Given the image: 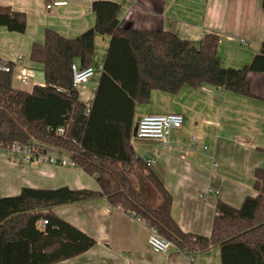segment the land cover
<instances>
[{"label":"trees","instance_id":"1","mask_svg":"<svg viewBox=\"0 0 264 264\" xmlns=\"http://www.w3.org/2000/svg\"><path fill=\"white\" fill-rule=\"evenodd\" d=\"M91 10L94 26L76 38L47 29L43 42L32 45L30 61L41 66L43 85L30 92L14 88L13 65L0 59V67L11 68L0 70V148L36 143L66 153L73 168L93 177L99 188L23 187L16 196L0 198V264H56L91 249L95 241L52 210L98 198L140 218L181 252L196 255L217 247L221 264H264V169L254 172V196L239 208L218 201L210 236H196L174 221L171 195L132 146L135 107L147 104L152 91L175 95L183 86L205 85L248 96V74L264 73V43L249 65L224 68L215 34L195 43L170 32L123 29L120 5L110 1H94ZM0 27L24 34L26 15L0 6ZM96 35L110 42L86 104L72 87L71 66L93 67Z\"/></svg>","mask_w":264,"mask_h":264},{"label":"crops","instance_id":"2","mask_svg":"<svg viewBox=\"0 0 264 264\" xmlns=\"http://www.w3.org/2000/svg\"><path fill=\"white\" fill-rule=\"evenodd\" d=\"M94 1L120 5L118 20L123 29L170 32L195 43L206 34L217 35V57L224 68L249 65L264 43L263 0H68L67 6L49 11L46 0H0V6L24 13L27 20L24 34L0 27V59L12 63L13 82L23 67L31 69V80L35 79L30 50L34 43L43 42L45 30L73 39L92 28ZM109 42L108 36H95L94 68L104 63ZM100 75L101 71L95 72L78 90L80 101H92ZM247 81L248 96L205 85L183 86L175 95L152 91L147 104L135 107V123L150 114L183 118L167 146L158 141L132 146L137 157L155 159L150 170L171 195L172 218L184 233L210 236L218 201L239 208L247 196L255 195L254 172L264 169V73L251 72ZM43 83H32V88ZM192 137L196 138L194 146L190 145ZM67 168L0 158V198L16 196L23 187L99 189L93 177ZM52 211L95 241L85 253L56 264H221L217 247L194 255L193 261L192 254L174 245L166 253H154L148 245L147 226L104 198Z\"/></svg>","mask_w":264,"mask_h":264},{"label":"built area","instance_id":"3","mask_svg":"<svg viewBox=\"0 0 264 264\" xmlns=\"http://www.w3.org/2000/svg\"><path fill=\"white\" fill-rule=\"evenodd\" d=\"M67 5L68 0H48L45 4V10L49 11L54 8L65 7ZM17 61H21V57H18ZM0 70H3L6 73L11 72V68L9 66H2L0 67ZM98 70L101 71L102 66H100ZM71 71L72 87L78 91L86 83H88V81L94 76L96 70L94 67L80 69L77 64H73L71 66ZM16 78L22 84L27 83L33 78V71L29 68L23 67L16 75ZM137 123V131L134 137L136 140L158 141L167 146L168 138L171 132L179 130L182 127L183 118L179 114H150L141 117ZM57 133L62 134L63 129L59 128ZM195 140L196 138H191V146H194ZM49 149L51 148H45L36 143H33L30 146H21L18 143H13L8 147L0 148V158H6L14 163L33 165L51 164L59 167H74L69 156L65 157V153L57 150V153L51 154ZM206 149L207 148L204 147V150ZM154 161L155 159L153 157L144 158L145 165L148 168L151 167ZM136 219L139 222H143L140 218ZM46 224L47 221H40L38 223V227L42 229ZM147 228L149 229L148 245L151 250L154 253H166L172 244L162 238L155 229L148 226ZM193 256L194 255L191 257L192 261L194 260Z\"/></svg>","mask_w":264,"mask_h":264},{"label":"rangeland","instance_id":"4","mask_svg":"<svg viewBox=\"0 0 264 264\" xmlns=\"http://www.w3.org/2000/svg\"><path fill=\"white\" fill-rule=\"evenodd\" d=\"M31 68L34 70V72H35V79H33V80H30V81H28L27 83H24V84H22V83H20L19 81H16V80H14V82H13V86L16 88V89H19V90H22V91H31V89H32V83H36L37 81H42V82H44V76H43V73H42V71H41V69L38 67V66H36V65H32L31 66ZM95 72H96V74H98L99 73V70L97 69V68H95ZM93 78V77H92ZM91 78V79H92ZM90 79V80H91ZM89 80V81H90ZM88 81V82H89ZM87 87H89V85H87ZM141 141H139V140H136V139H134V137H133V139H132V144L134 143V144H138V143H140ZM68 170H74L73 168H70V167H68L67 168ZM66 169V170H67ZM62 170H64L65 171V168H62Z\"/></svg>","mask_w":264,"mask_h":264},{"label":"water","instance_id":"5","mask_svg":"<svg viewBox=\"0 0 264 264\" xmlns=\"http://www.w3.org/2000/svg\"><path fill=\"white\" fill-rule=\"evenodd\" d=\"M137 126H138V123L136 122L134 125V128H133V137H135V135H136Z\"/></svg>","mask_w":264,"mask_h":264}]
</instances>
